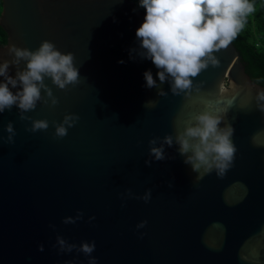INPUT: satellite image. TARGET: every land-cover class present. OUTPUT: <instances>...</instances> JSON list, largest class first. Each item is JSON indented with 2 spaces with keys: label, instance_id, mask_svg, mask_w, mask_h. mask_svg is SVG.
<instances>
[{
  "label": "water",
  "instance_id": "obj_1",
  "mask_svg": "<svg viewBox=\"0 0 264 264\" xmlns=\"http://www.w3.org/2000/svg\"><path fill=\"white\" fill-rule=\"evenodd\" d=\"M2 1L0 63L14 59L10 46L34 52L49 41L73 54L79 83L60 90L45 77L55 106L42 99L23 113L30 120L16 106L0 113V264H88L75 249L60 252L58 236L77 248L95 242L97 264H264V113L255 99L264 86L253 82L233 41L213 53L219 65L209 62L187 94L173 95L172 78L160 84L159 70L141 55L136 30L146 13L134 2ZM25 67L10 65L8 74ZM149 70L159 87H146ZM205 111L234 129L236 152L222 178L213 171L197 181L175 137ZM65 115L79 120L59 138L54 125ZM34 120L48 129L27 131ZM168 135L173 146L156 161L149 141L160 147ZM148 190L147 203L134 198ZM77 213L82 219L63 223Z\"/></svg>",
  "mask_w": 264,
  "mask_h": 264
},
{
  "label": "clouds",
  "instance_id": "obj_2",
  "mask_svg": "<svg viewBox=\"0 0 264 264\" xmlns=\"http://www.w3.org/2000/svg\"><path fill=\"white\" fill-rule=\"evenodd\" d=\"M140 6L146 11L144 22L136 30V37L145 50L141 55L150 59L159 70L157 77L160 84L167 77L172 78L170 91L173 95L187 94L192 87V78L205 70L209 62L213 67L219 65L213 53L232 43L244 27V18L254 11L251 0H140ZM8 54L14 59L0 63V77L4 78V82H0V113L16 106L21 113L20 119L30 120L23 113L34 110L37 102L42 99L45 104L50 100L51 105L55 106L58 101L52 90L45 85V77L50 78L60 90L79 83V71L74 66L73 54H62L49 41H43L34 52L10 46ZM21 61H26V67L17 71L13 78L8 74V69L10 65L18 66ZM144 79L146 87H159L150 70L144 73ZM9 85L12 88L19 85L21 90L14 94ZM41 90L46 93L47 99L42 98ZM157 94L164 97L168 93L161 89ZM255 99L257 109L264 113V90L258 92ZM146 105L154 107L155 102L149 101ZM78 120L76 115H65L62 123L54 125L55 136L65 137L68 129L74 127ZM220 123V117L205 111L195 115L175 137L179 154L186 156L184 163L190 164L192 171L198 173L197 181L213 171L222 178L232 166L236 152L231 140L234 129L230 125L220 128ZM48 127L46 120H34L31 128L26 130L34 133L46 131ZM5 130L9 134L7 142L14 143L16 133L12 122L8 123ZM157 143V139L149 141V155L156 161H162L166 159L164 145L172 147L173 137L165 136L160 147L154 146ZM151 163L150 160L145 161L148 166ZM128 195L131 197L132 194L129 192ZM134 198L147 203L151 199V190L143 197ZM82 217L83 213H77L75 218L67 217L63 223L75 224ZM89 219L91 221L95 217ZM146 224L147 221H143L137 228H144ZM57 245L60 252L71 253L75 249L89 257L88 264H97L96 258L91 255L95 250V242H83L77 248L75 244H68L58 236ZM43 250L41 245L39 251Z\"/></svg>",
  "mask_w": 264,
  "mask_h": 264
},
{
  "label": "trees",
  "instance_id": "obj_3",
  "mask_svg": "<svg viewBox=\"0 0 264 264\" xmlns=\"http://www.w3.org/2000/svg\"><path fill=\"white\" fill-rule=\"evenodd\" d=\"M146 13L140 6V0H130ZM254 11L244 18V27L233 40L240 53L241 60L253 82L264 86V0H251ZM3 1L0 0V15ZM252 21V23H250ZM7 43V34L0 26V47Z\"/></svg>",
  "mask_w": 264,
  "mask_h": 264
},
{
  "label": "rangeland",
  "instance_id": "obj_4",
  "mask_svg": "<svg viewBox=\"0 0 264 264\" xmlns=\"http://www.w3.org/2000/svg\"><path fill=\"white\" fill-rule=\"evenodd\" d=\"M250 23H252V21H250Z\"/></svg>",
  "mask_w": 264,
  "mask_h": 264
}]
</instances>
